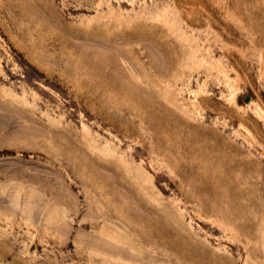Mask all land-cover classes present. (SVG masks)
Returning a JSON list of instances; mask_svg holds the SVG:
<instances>
[{
  "label": "rangeland",
  "instance_id": "obj_1",
  "mask_svg": "<svg viewBox=\"0 0 264 264\" xmlns=\"http://www.w3.org/2000/svg\"><path fill=\"white\" fill-rule=\"evenodd\" d=\"M0 264H264V0H0Z\"/></svg>",
  "mask_w": 264,
  "mask_h": 264
}]
</instances>
